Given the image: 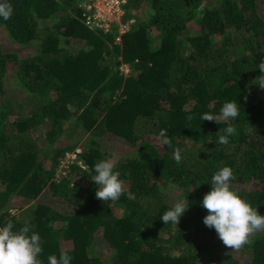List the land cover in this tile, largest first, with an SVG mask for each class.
Instances as JSON below:
<instances>
[{
  "label": "trees",
  "instance_id": "trees-1",
  "mask_svg": "<svg viewBox=\"0 0 264 264\" xmlns=\"http://www.w3.org/2000/svg\"><path fill=\"white\" fill-rule=\"evenodd\" d=\"M79 2L10 0L11 18L0 17V227L34 225L43 264L61 251L70 264H264V232L207 257L218 248L210 238L223 243L202 206L229 166L234 189L264 215V0H127L123 20L133 21L119 42L115 25H87ZM228 101L240 105L235 120H201ZM229 123L236 135L220 144ZM161 129L172 146L159 143ZM85 132L76 160L58 168ZM115 139L130 147L115 159L125 191L102 202L91 176ZM47 189L51 202L40 199ZM165 191L189 201L174 234L160 219L173 204ZM15 200L33 201L32 213L11 214Z\"/></svg>",
  "mask_w": 264,
  "mask_h": 264
},
{
  "label": "clouds",
  "instance_id": "clouds-1",
  "mask_svg": "<svg viewBox=\"0 0 264 264\" xmlns=\"http://www.w3.org/2000/svg\"><path fill=\"white\" fill-rule=\"evenodd\" d=\"M13 11L10 0H0V17L8 20ZM258 68L261 75L255 83L264 89V61L259 63ZM239 106L237 101L225 102L219 116L204 113L201 120L215 121L218 124L222 121L235 120L240 114ZM224 132V135L219 136L220 144H228L229 137L236 135V128L229 123ZM159 143L172 146V140L167 135L166 129L160 130ZM182 151L178 146L173 150V159L177 164L181 162ZM68 152H74L78 156L80 151L75 149L66 153ZM116 166V162L111 159L101 160L94 165L95 175L91 176V179L97 185L95 197L102 202L116 201L125 191L124 182L119 179V172L115 171ZM233 180L235 175L229 166L220 168L212 175L211 188L202 198V206L207 210L203 223L208 228L215 229L226 247L239 250L246 244L252 243L249 237L254 233L264 232V215H261L257 207L234 189L231 183ZM188 207L187 197L177 200L160 219L164 225L172 223L177 226L180 217ZM13 227L11 219L0 227V264H43V261L39 259L43 252V242L40 235L32 231L34 225L25 223L17 231H13ZM47 259L48 264H70L72 257L66 251H61L58 258L56 255H49Z\"/></svg>",
  "mask_w": 264,
  "mask_h": 264
},
{
  "label": "rangeland",
  "instance_id": "rangeland-1",
  "mask_svg": "<svg viewBox=\"0 0 264 264\" xmlns=\"http://www.w3.org/2000/svg\"><path fill=\"white\" fill-rule=\"evenodd\" d=\"M118 19H122V16L118 17ZM115 25V24H114ZM117 25V23H116ZM117 32H118V29H117ZM119 35V33L117 34ZM3 36H6L4 32H0V38H3ZM118 41V40H117ZM119 42V41H118ZM9 44V43H7ZM69 46H72L73 45H69ZM9 48V47H8ZM74 49V47H73ZM120 59V57H118ZM120 70L124 73V74H127L129 71H130V67L127 63H121L120 65ZM16 102V101H15ZM18 102V101H17ZM17 104V103H15ZM9 124V122H8ZM34 135V134H33ZM90 137V134H88L87 132L83 133L81 135V138L80 140L78 141L77 143V146L75 147V149L81 151V144L82 143H85V141ZM41 139V138H40ZM64 141V139H60L58 140V142H62ZM108 142V143H106ZM102 147L104 149H106L108 151V154H107V159H111V160H114L119 156V155H128L129 153V146L125 143L124 140H119V139H115V140H111V141H106ZM48 147V145H46ZM75 149H72V150H75ZM71 151V150H69ZM70 153H74V152H70ZM62 159V158H61ZM165 195H166V199L170 202V203H175L177 200H181V196L173 191H168L166 192L165 191ZM40 199L41 200H44V201H49L51 202L52 200V197H51V192L49 191V189L45 190L43 195L40 196ZM14 203L16 205H18L17 207H11L9 209L10 213L11 214H21V215H30L32 213V210H33V201H28V200H15ZM54 205H57V207H62V208H65L66 209V205L65 203H63V206L62 205H59L58 202H53ZM187 213L184 212L183 213V216L186 215ZM192 220H189V225L191 226L192 224ZM178 225L174 226V225H171L170 227V231L174 234L176 232V229H177ZM168 236V233L165 232L163 229H162V233H161V236L162 237H165ZM194 236V234H193ZM201 237V236H200ZM200 237H198L200 239ZM210 245L211 246H217L218 248L216 249L217 251H213L212 250V247H209L208 248V251L207 253V257H210V256H213V255H216L218 252L219 253H223V252H227V251H235L233 249H230L228 247H226L224 244H220L219 243V240L216 239V238H210ZM95 250H96V253L97 255L104 261H107V258L109 256V249H108V245L107 243L103 242V241H99L97 243V245H95ZM208 260V259H207ZM207 260L204 261L202 264H207Z\"/></svg>",
  "mask_w": 264,
  "mask_h": 264
},
{
  "label": "built area",
  "instance_id": "built-area-1",
  "mask_svg": "<svg viewBox=\"0 0 264 264\" xmlns=\"http://www.w3.org/2000/svg\"><path fill=\"white\" fill-rule=\"evenodd\" d=\"M126 1L127 0H80L79 5L84 7L83 14L87 25L108 30L115 24L119 33L116 40L119 41L120 34L126 32L133 21V19L127 21L123 20V5ZM120 16H122V19L117 20ZM76 158V153H66L65 156L60 159L58 168L66 167L67 164L74 162Z\"/></svg>",
  "mask_w": 264,
  "mask_h": 264
}]
</instances>
